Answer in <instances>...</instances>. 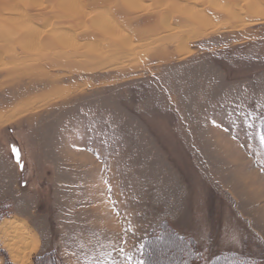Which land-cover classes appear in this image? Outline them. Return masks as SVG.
Wrapping results in <instances>:
<instances>
[{"label": "rangeland", "instance_id": "374dc122", "mask_svg": "<svg viewBox=\"0 0 264 264\" xmlns=\"http://www.w3.org/2000/svg\"><path fill=\"white\" fill-rule=\"evenodd\" d=\"M65 1L0 0V264H264V0Z\"/></svg>", "mask_w": 264, "mask_h": 264}, {"label": "bare ground", "instance_id": "6f19581e", "mask_svg": "<svg viewBox=\"0 0 264 264\" xmlns=\"http://www.w3.org/2000/svg\"><path fill=\"white\" fill-rule=\"evenodd\" d=\"M56 7H57V9L60 7L62 10H66L65 12H67V13L76 14V18H77L76 22L77 21L79 23L82 22V20H81L82 18L80 17V14H81L80 0H66L64 3H62V5L60 4V6L57 5ZM75 8H76V10H74ZM228 9L229 8L227 7L226 11H224V12L223 11L221 12L222 9H220L218 11H220V13L223 14L222 16H224V18L226 20L228 19L227 20L228 23L229 22L231 23L230 27H232V28L240 27V25H237V24H239L241 22L240 18H239V20L234 18L233 15H231V13L229 11L230 9L229 10ZM250 9H251V12L253 14L255 13V15H257L258 19L264 20V10H262L261 12L257 11L258 9L259 10L264 9V6L263 7L259 6L257 9H255L254 7H251ZM218 11L216 13H218ZM217 15H220V14H217ZM187 16L188 17H186V18L190 19L191 22H193L196 25H198V28L204 29L203 31L197 30V31H199L198 33H201V32L203 33L205 31H209L210 29H215V25L212 22L213 19L215 18V14H212L211 15L212 18H210L208 16H203L202 14L199 15L197 11H191L190 13L187 14ZM153 18H155V17H153ZM151 21H152V23L149 22V24L153 27V31L158 32V29H160L159 28L160 25H158L157 20H151ZM169 26H170V24H169ZM169 26H168V24L166 25V27H169ZM143 27L144 28H149L147 25H143ZM173 30L174 29H171V28H167L166 29V31L169 32V33L172 32ZM112 32H113V30H112ZM109 33L110 32L107 31V34H109ZM111 33H110V35H112ZM114 34H116V33H114ZM58 35L59 34H57V37H58ZM169 38H171L173 41H174V39H177L178 43L183 41L182 38H180L178 36H173V37L170 36ZM183 42H182V44H183ZM113 45H114V43H113ZM116 50H118V49H116ZM120 50L121 49H119L118 52ZM186 53H187V51L180 49V54H186ZM106 56H109V54L106 55L105 53L104 54H102V53H100V54L94 53L93 56H86V57L83 56V60H81L79 64H70L69 66L67 64V66L70 67V68H74V69H83V70H87L88 69L89 71H98V70L103 69L104 65L102 64V60ZM17 223H19V222L15 221V220L7 219V220H5L4 222H2L0 224V231L1 232L3 231V232H5V233H7L9 235H10V232L16 234L15 237H16L18 243L20 244V246H19L20 248L18 247V248L14 249V248H12V246L10 247V245H7L8 243L5 244V246H7L8 250L11 251V254L13 255V257L15 259H19L18 254H20V252H22L20 257L22 258V256H23L24 259L28 260L29 257H30V253H32V252H34L36 250L37 242H36L35 238L30 236L31 234L29 235L27 233L28 231L26 230V228H24L25 226L24 227H22V226L18 227ZM10 230H12V231H10ZM19 238H21V241H20ZM13 244H14V242H13ZM21 248L24 249V250L22 251ZM21 258H20V260H21ZM24 259H23V261H24Z\"/></svg>", "mask_w": 264, "mask_h": 264}, {"label": "crops", "instance_id": "0c3cea01", "mask_svg": "<svg viewBox=\"0 0 264 264\" xmlns=\"http://www.w3.org/2000/svg\"><path fill=\"white\" fill-rule=\"evenodd\" d=\"M151 20H153V19H147V20H145V21L142 23V26H143V25H147V26L153 31V27L149 24V22L152 23ZM148 30H149V29H148Z\"/></svg>", "mask_w": 264, "mask_h": 264}]
</instances>
